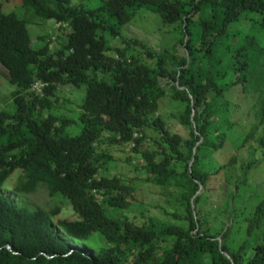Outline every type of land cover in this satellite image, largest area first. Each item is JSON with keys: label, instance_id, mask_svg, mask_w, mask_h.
<instances>
[{"label": "trees", "instance_id": "obj_1", "mask_svg": "<svg viewBox=\"0 0 264 264\" xmlns=\"http://www.w3.org/2000/svg\"><path fill=\"white\" fill-rule=\"evenodd\" d=\"M21 1L44 17L53 14L51 5L71 3ZM79 4L68 8L74 31L61 42L66 61L34 70L26 62L44 49L32 50L24 22L0 10V62L14 71L10 83L18 87L13 111L0 110V188L8 189L5 181L17 172L14 196L42 187L74 213L60 218L58 205L46 213L0 193V264H264V195L251 207L243 198L257 189L237 173L248 172L264 153V72L260 87L251 72L255 57L264 59L257 47L264 39V0ZM140 8L152 13L158 48L127 37ZM34 79L49 85L42 96L28 91ZM60 85L84 87L83 99L70 101ZM164 105L177 110L167 117ZM69 110L77 112L75 120L62 114ZM167 119L182 133L170 130ZM75 122L79 131L70 135ZM140 129L133 145L132 133ZM112 146L144 158L145 185L177 189L165 208L153 205L161 216H147L142 225L129 216L145 207L136 202L133 181L111 175L120 168ZM220 153L228 155L211 166ZM214 181L226 187L215 198ZM199 186L204 191L196 196ZM220 195L235 221L219 245L214 237L221 230L208 227L214 212L207 207Z\"/></svg>", "mask_w": 264, "mask_h": 264}, {"label": "rangeland", "instance_id": "obj_2", "mask_svg": "<svg viewBox=\"0 0 264 264\" xmlns=\"http://www.w3.org/2000/svg\"><path fill=\"white\" fill-rule=\"evenodd\" d=\"M76 1V0H75ZM83 1V0H82ZM2 3V12L4 14H14L18 19H23L26 16L25 9L21 7V2L19 0H0ZM152 16H150L148 13H140L135 17V19L128 25V31H127V37H137L140 41H142L144 44H148L150 46H155V48H158V42L159 39L157 38V34L153 31L152 28V22L147 23ZM146 20V21H145ZM43 22L40 24L38 27L37 26H31L29 25V29L32 32V38L33 40L36 39L39 34H42V40L40 42H35L33 43V46L35 48L40 47L43 45L47 38L50 37L51 33L53 32L52 29L50 28V24L52 23L50 20H41ZM41 29L43 32L38 33L37 31ZM256 32H258L257 29H255ZM255 44V43H254ZM259 44L258 49H261L262 56L264 57V39L260 42L257 43ZM132 45V44H129ZM123 47H127L128 45L122 43ZM114 48V47H112ZM130 48V46H129ZM161 50H163V45L160 46ZM179 51L182 53L183 50L181 47H178ZM140 49V48H138ZM131 50V48H130ZM128 50V51H130ZM255 71V78H253V82L256 85H260L261 81V74L264 72V59L263 58H258L255 57L254 62L252 63V70L251 72ZM0 98L6 97L9 92L12 90V87L8 84V77L5 75L4 70L0 67ZM260 76V77H259ZM69 88H60V94L68 96L67 98H70L72 100L77 99V100H82L84 97V87L81 88H75L72 86H68ZM11 108V102H6L4 105L1 102L0 108ZM165 108V116L170 117L169 115L173 113L172 109L176 111L177 109L173 106L170 105H164ZM7 111V110H5ZM72 119L75 120L77 117V112L76 111H71L69 110V113H62ZM250 122V120H246V123ZM79 122H75L70 126V129H68L67 133L70 135H76V133L79 131L80 125L78 124ZM169 125L170 130L173 131H179L182 133L181 128L179 127L178 124H176L175 120H166V126ZM252 146L254 145L256 147L255 143H251ZM148 144L145 143L142 145V149L140 150V154L145 151V147H147ZM103 149V147H102ZM109 154L112 157V160L114 159L116 162L119 160L120 162V168L116 167L115 170L111 171V175H116L120 178H122L124 181L131 182L133 181V184H136L138 187L137 195H136V202L139 203V200L144 203L145 209L137 208L135 211L130 212V216L134 215V221L136 222L137 225L143 224L144 219L147 216H161L160 211L155 209L153 205L155 204L157 207L161 206L165 208V205H168V201H173L176 197V195H171L169 193H177V189L175 188H168V187H154L152 188L151 186L145 185L143 180L147 177L145 174V171L141 168L142 164L144 162H140L143 157H140L139 154L133 155L130 150H127L125 146H112L109 150ZM144 159V158H143ZM217 159V158H216ZM243 161H247V157L241 158ZM242 163V161H240ZM244 164V163H243ZM256 165V164H255ZM252 165L248 167V172H244V169L239 168L237 173H244L245 177H248L252 183L258 182L259 184L253 185L256 189L257 192L252 194L251 192L249 195L245 196L243 199L246 200L245 202L251 204V207H254L256 204V198L258 196L264 195V158L260 160V162L255 166ZM255 166V167H254ZM18 176V173L15 172L13 173L6 181L5 185L8 187V189L3 190V194L8 196L9 199L15 203V204H24L27 205L30 208L34 209H41L43 211H49L51 208L55 206V203L51 200V198L47 194V190L44 188H39L37 192H35L32 195L25 196V197H16L14 194H12L11 189L12 187L16 184V178ZM150 183V182H146ZM214 183L218 186L219 190L222 192L225 189L217 182L214 181ZM233 186V184L231 185ZM0 193L1 190H0ZM142 194V195H141ZM165 194V197H164ZM243 200V202H244ZM58 204V203H57ZM217 204V203H216ZM59 205H64L61 210V214L59 215L60 218H71L73 217L72 210L70 209V206L68 203L64 200L61 199L59 201ZM218 205V204H217ZM148 206V207H147ZM222 220L226 221L225 219L220 218L218 225H220V222ZM229 223V222H228ZM238 227V224L235 225L234 229ZM232 243V241H230ZM78 249H82L83 251L90 252V249L88 247L84 246H79Z\"/></svg>", "mask_w": 264, "mask_h": 264}, {"label": "clouds", "instance_id": "obj_3", "mask_svg": "<svg viewBox=\"0 0 264 264\" xmlns=\"http://www.w3.org/2000/svg\"><path fill=\"white\" fill-rule=\"evenodd\" d=\"M5 1H9V0H5ZM19 1L21 2L20 3L21 4V7L24 8L22 6V1L21 0H19ZM79 1H82V0H76V1L75 0H71V3H69V4H66L65 2H62L59 5H57V4L51 5V10L53 11V14L51 16H48V17L40 16V15L36 14L34 10H28V9H25L24 8L25 9V12H26V16H25V18L19 19V20H22L24 22L25 29L28 32L29 36H30V48L32 50H35V51L36 50H40V49H44V51L42 52L43 55H41V54H38L37 55V61H34V59L32 57H31V60H27L26 65H25V69H28V70L32 69V70H34V67L37 66L38 64L42 63V62L49 63L50 61H58L59 58L62 61H66V55L64 54V51L62 50L61 42L62 41L68 42L70 36L72 35L71 34L72 31H74L73 25L71 23V21L73 19L72 14H71V10H72V6L73 5H76L77 7H80ZM90 1H94V2H97V3L103 4V1L104 0H83L84 3H89ZM1 8H2V3L0 2V10H1ZM68 8H71V10L69 12H68ZM1 12H2V10H1ZM140 13H148L150 16H152V13L146 11L143 8H140L137 11V13L135 14V16L133 17L132 21ZM5 15H10V14H5ZM12 15H14V14H12ZM41 20H50L52 23L49 26H50V28L52 29L53 32L51 33L50 37L47 38L46 42L43 45H41L38 48H35L33 46V43L40 42L42 40V37H43L42 34L43 33L37 35L38 37L33 40V38H32V32L29 29V25H31V26H34L35 25V26L38 27L40 24L43 23V22H41ZM151 21H152V18L147 23H149ZM127 26H128V24H127ZM80 31H82V29L79 30L78 32H80ZM41 32H43V31L41 29H39L37 31V34L38 33H41ZM60 51H63V54L59 57ZM72 52H73L72 49H69L68 50V54H70ZM109 52H114V48H112L111 50H109ZM104 54L106 55V52ZM115 57H117V56L115 55ZM0 67L4 70L5 75L8 77V84L12 87V90L9 92V94L6 97H4L2 99L0 98V104L2 102L3 105L6 102H9L10 101L11 102V108H3L2 107V108H0V110H3V111L7 110L8 112H12L13 111V108H14V102H13L14 100L11 97V94H13L14 92H16L18 90V87L15 84H11L10 83V78H11V75H14V71L11 69V67L9 65H4L2 62H0ZM0 73H2V72H0ZM0 77H1V74H0ZM48 86L49 85H48L47 81L40 80V79H34L30 83V86L28 88V91L30 93H36L37 95L42 96L44 94V92H45V89ZM68 86L69 85H60L59 87H63V88L68 89L69 88ZM59 87H58V89L60 91V88ZM194 113H195V110L192 112V115H194ZM140 132H143V130L140 129V130L134 131L132 133L133 140L131 142H132L133 145L135 144L134 143V140L137 137H140L141 136L140 135ZM261 154H262V156L264 158V153H261ZM227 155L228 154H226V153L225 154L224 153H220L219 156H217L215 158H211V166H213L215 164L218 165L219 163H221L223 161V159H225L227 157ZM260 157H261V155H260ZM142 161L144 162V159H142ZM213 184L216 186V188L214 190L211 189V193H212V195L215 198V196L217 194H220L221 191L219 190L218 186L215 183H213ZM255 184H259V183L258 182L252 183V186L255 185ZM221 186L223 187V189L226 190V187L225 186H223V185H221ZM0 190L3 193V190H5V189L4 188H0ZM225 190L222 191V192H225ZM203 191H204V188L202 186H199V191H197L196 196L199 195V194H202ZM92 192L94 194V198L98 202H102L103 197L97 192V190L96 189H93ZM51 200L55 203V205L60 206V208L62 210V207L64 205H59V199H51ZM202 200H205V198H203ZM226 203H227V208H225ZM207 208L210 211H213L214 212V220H211V219L208 220V222H207L208 223V227H210V229L212 231L215 230V232L221 230V233L218 236H215L214 237L216 240L219 241V245H220L221 244V241H222V235H223V233H225L228 230L229 226H231L234 223V221H235V220H233L230 217V210L228 208V200H226L224 197H222L220 195L215 200H213L210 204H208V207ZM192 210H193V214L195 216V208H194L193 205H192ZM49 211H47V212L44 211V212L48 213ZM60 214H61V212H60ZM73 215H74V213H73ZM129 216H130V213H129ZM71 218H74V216L71 217ZM132 218L133 219L135 218L134 215H132ZM220 218H222V219H225L226 218V221L225 220H222L220 222V225H218V223H219L218 221H219ZM143 223H144V221H143ZM77 249H78V247H77ZM78 250L83 251L82 249H78ZM224 254H225V256L227 258H230V254L229 253H224Z\"/></svg>", "mask_w": 264, "mask_h": 264}]
</instances>
